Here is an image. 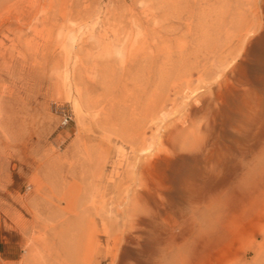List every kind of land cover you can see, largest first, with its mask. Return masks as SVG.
Listing matches in <instances>:
<instances>
[{
	"label": "rangeland",
	"instance_id": "374dc122",
	"mask_svg": "<svg viewBox=\"0 0 264 264\" xmlns=\"http://www.w3.org/2000/svg\"><path fill=\"white\" fill-rule=\"evenodd\" d=\"M0 264H264V0H0Z\"/></svg>",
	"mask_w": 264,
	"mask_h": 264
},
{
	"label": "bare ground",
	"instance_id": "6f19581e",
	"mask_svg": "<svg viewBox=\"0 0 264 264\" xmlns=\"http://www.w3.org/2000/svg\"><path fill=\"white\" fill-rule=\"evenodd\" d=\"M221 161H223V160H221ZM221 161H219L218 163H216L214 165V167L212 168V171H214V172L217 171V172L215 174H213V176L208 181L206 180V182L204 183L205 185H208L210 187H217V186H220L221 184L222 185L227 184L229 187H232L233 185H237L235 182H231L230 177L228 176L229 173L232 172L233 168H235V166H236L235 163H232V164L228 163L229 165L227 164L225 167L226 173H224V175L222 174V176H223L222 178H219L220 168L222 165L224 166V162H221Z\"/></svg>",
	"mask_w": 264,
	"mask_h": 264
},
{
	"label": "built area",
	"instance_id": "2783aa9c",
	"mask_svg": "<svg viewBox=\"0 0 264 264\" xmlns=\"http://www.w3.org/2000/svg\"><path fill=\"white\" fill-rule=\"evenodd\" d=\"M55 112L60 117V123L61 125H67L73 118L72 112L68 109V107L60 104L55 105Z\"/></svg>",
	"mask_w": 264,
	"mask_h": 264
}]
</instances>
